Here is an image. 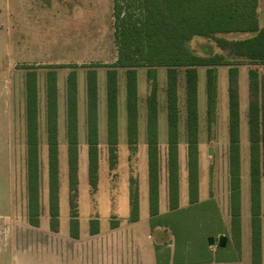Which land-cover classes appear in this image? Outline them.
Instances as JSON below:
<instances>
[{"label": "rangeland", "instance_id": "374dc122", "mask_svg": "<svg viewBox=\"0 0 264 264\" xmlns=\"http://www.w3.org/2000/svg\"><path fill=\"white\" fill-rule=\"evenodd\" d=\"M263 1L260 5L264 24ZM144 0H0V264H264V62L228 56L217 38L194 36L189 47L221 56L210 110L209 66L198 70V201L190 202L185 67H179V201L170 209L167 66H136L138 140H129L127 70L119 63L116 29L144 16ZM119 6V7H118ZM120 9V19L115 11ZM118 21V22H117ZM251 33L218 34L228 41ZM134 49V47H133ZM117 70V147L112 166L108 137L107 72ZM98 79V164L90 175L87 72ZM235 70L233 74L231 70ZM37 74L35 191L30 192L28 72ZM50 71L55 72L51 81ZM77 76L78 145L70 164L68 78ZM260 104V257L252 234L251 152L248 126L251 81ZM158 89L159 215L149 206L148 97ZM240 102V212L234 224L230 165L229 89ZM56 91L58 172L50 177L48 90ZM138 186L139 219L132 221L130 188ZM72 202L77 218H72ZM52 206L58 209L53 219ZM74 213V211H73ZM95 220V223H94ZM93 221V223H92ZM91 227L97 232L92 233ZM76 234L74 236L73 234ZM225 236L223 247L220 238ZM215 244L209 245L208 238Z\"/></svg>", "mask_w": 264, "mask_h": 264}, {"label": "trees", "instance_id": "16d2710c", "mask_svg": "<svg viewBox=\"0 0 264 264\" xmlns=\"http://www.w3.org/2000/svg\"><path fill=\"white\" fill-rule=\"evenodd\" d=\"M264 0H144V16L129 25L123 19L116 29L119 43V63L130 68L127 70V113L129 140L136 145L138 140V87L136 66H167V109L169 127L168 185L170 209L176 210L179 201V67H185L186 87V130L189 142V194L190 202L198 201V70L197 66H209L207 70V91L210 110L215 99V64H220L221 56L213 55L214 46L205 45L209 56H199L189 47L194 36L216 37V45L229 50L228 56L246 57L264 62V24L261 25L260 3ZM119 7V6H118ZM120 19V9L115 11ZM117 21V22H118ZM231 32L251 33L252 35L228 41L218 34ZM134 47V49H133ZM235 70H231L233 74ZM55 72L50 71L52 81ZM252 100L249 104L248 126L251 152V197H252V234L255 259H259L261 248L260 227V141L261 113L256 98L258 82L256 73L251 71ZM72 71L68 80V140L70 144V164H74L78 145V105L77 76ZM28 121L29 177L30 192L35 191L37 128V74L28 72ZM255 93V94H253ZM88 118L87 140L89 143L90 175L93 176L98 164V79L96 69L87 72ZM47 121L50 142V177L55 180L58 170L57 146V102L56 91L50 85L48 90ZM108 137L112 166L117 147L118 123V80L117 70L107 72ZM148 158H149V206L152 228L167 225L156 222L159 215V150H158V89L155 84L148 97ZM229 133L230 165L232 172V206L234 224H239L240 212V102L237 87L229 89ZM76 164H74L75 166ZM132 180L130 188V207L132 221L139 219L140 203L138 186ZM76 204L72 202V218H77ZM74 211V213H73ZM53 219L58 218V209L52 206ZM93 223V221H92ZM95 223V220H94ZM91 232L95 233L93 227ZM76 236V234H73Z\"/></svg>", "mask_w": 264, "mask_h": 264}, {"label": "water", "instance_id": "95a60500", "mask_svg": "<svg viewBox=\"0 0 264 264\" xmlns=\"http://www.w3.org/2000/svg\"><path fill=\"white\" fill-rule=\"evenodd\" d=\"M225 242H226V238H225V236H223V237L220 238L219 245H220L221 247H223V246L225 245ZM208 244H209V245H214V244H215V239H214V237H209V238H208Z\"/></svg>", "mask_w": 264, "mask_h": 264}, {"label": "crops", "instance_id": "0c3cea01", "mask_svg": "<svg viewBox=\"0 0 264 264\" xmlns=\"http://www.w3.org/2000/svg\"><path fill=\"white\" fill-rule=\"evenodd\" d=\"M180 207V206H179Z\"/></svg>", "mask_w": 264, "mask_h": 264}]
</instances>
